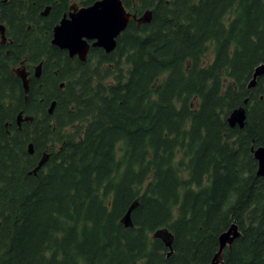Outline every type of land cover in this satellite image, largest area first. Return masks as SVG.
<instances>
[{
  "label": "trees",
  "instance_id": "1",
  "mask_svg": "<svg viewBox=\"0 0 264 264\" xmlns=\"http://www.w3.org/2000/svg\"><path fill=\"white\" fill-rule=\"evenodd\" d=\"M72 2L0 0V264H209L232 224L224 264H264V0H123L151 20L85 62L51 43Z\"/></svg>",
  "mask_w": 264,
  "mask_h": 264
},
{
  "label": "water",
  "instance_id": "2",
  "mask_svg": "<svg viewBox=\"0 0 264 264\" xmlns=\"http://www.w3.org/2000/svg\"><path fill=\"white\" fill-rule=\"evenodd\" d=\"M70 13L65 15L53 29L52 44L67 50L70 57L77 56L81 61H86L91 47L103 48L107 53L113 52L117 46V38L126 29L131 18L138 23H147L151 20V10L146 11L140 18L137 13L132 14L124 5L122 0H96L92 5L77 8L72 6ZM50 7H47L43 15H47ZM2 33L3 25L0 24ZM42 65L36 66L35 76L40 77ZM14 73L22 79L25 92L29 90L30 78L28 72L24 69H17ZM259 76H264V63L258 65L254 71L253 78L249 87H254ZM63 84H61V87ZM56 101H53L49 112L52 113ZM246 118V110L243 107L235 108L229 114L228 122L231 126L239 125L242 127ZM33 117L30 115L23 116V112L18 115L19 126L23 121H30ZM29 153H34L32 144H29ZM254 157L258 161V175L264 176V146L253 149ZM45 159L42 160L38 169ZM36 171V170H35ZM136 203H133L122 222L125 226H132L131 213ZM240 234L238 226L232 224L230 228L219 236V249L209 264H224L223 250L227 245H232L233 241ZM155 236L161 237L166 246L171 248L172 236L168 230H159Z\"/></svg>",
  "mask_w": 264,
  "mask_h": 264
},
{
  "label": "flooded vegetation",
  "instance_id": "3",
  "mask_svg": "<svg viewBox=\"0 0 264 264\" xmlns=\"http://www.w3.org/2000/svg\"><path fill=\"white\" fill-rule=\"evenodd\" d=\"M72 6H76L77 8L86 7V6L81 5L80 3L75 2V1H73V3H71L70 8H72ZM70 8H69V12L66 15H68L70 13V10H71ZM50 11H51V9H50ZM50 11L48 12L47 15H43L44 11H42L41 15L42 16H48L49 13H50ZM0 24H2L3 25V28H4V33H2V29H1V26H0V45L1 46H6V45H8V43L11 42V39L6 35V25L3 22H1V21H0ZM9 53H10V51L7 50V54H9ZM68 55H69V53H68ZM69 57H70V55H69ZM70 59H78V57L77 56H74V57H70ZM26 62H27V59L24 58L20 62V64H18L16 66H13L12 70H13V72L16 71L17 69H24V70H26L28 72V77L30 78V82H31V79H32L31 72L35 76L36 66H38L39 64L42 65V62L39 63V64H36L35 66H31V65L29 66V65L26 64ZM41 73H42V68H41ZM37 78H39V77H37ZM29 86H30V83H29Z\"/></svg>",
  "mask_w": 264,
  "mask_h": 264
},
{
  "label": "rangeland",
  "instance_id": "4",
  "mask_svg": "<svg viewBox=\"0 0 264 264\" xmlns=\"http://www.w3.org/2000/svg\"><path fill=\"white\" fill-rule=\"evenodd\" d=\"M73 1L78 2L77 0H73ZM94 2H95V1H94ZM94 2H93V3H94ZM72 3H73V2H72ZM93 3H91V4H93ZM91 4H90V5H91Z\"/></svg>",
  "mask_w": 264,
  "mask_h": 264
},
{
  "label": "bare ground",
  "instance_id": "5",
  "mask_svg": "<svg viewBox=\"0 0 264 264\" xmlns=\"http://www.w3.org/2000/svg\"><path fill=\"white\" fill-rule=\"evenodd\" d=\"M240 108V107H239ZM243 108H245V107H243ZM34 171V170H33Z\"/></svg>",
  "mask_w": 264,
  "mask_h": 264
}]
</instances>
